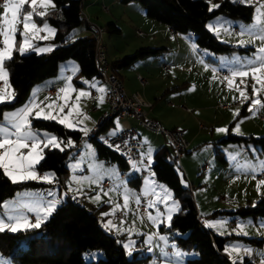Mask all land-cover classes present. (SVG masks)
<instances>
[{
	"label": "trees",
	"instance_id": "trees-1",
	"mask_svg": "<svg viewBox=\"0 0 264 264\" xmlns=\"http://www.w3.org/2000/svg\"><path fill=\"white\" fill-rule=\"evenodd\" d=\"M119 1L139 3L148 18L165 24L173 32L189 34L197 46L213 54L247 48L217 40L207 30L205 23L214 15L248 21L253 10L252 3L244 4L238 0H213V5H219V7L209 11L211 6L206 0ZM52 3L54 6L46 10L44 17L34 15L33 18L37 22L46 21L55 29L50 39L53 50L40 54L30 50L24 55L14 51L13 59L5 62L6 70L9 72V84L11 90L16 93V97L11 102L0 103V119L2 110L22 101L34 83L53 75L56 72L57 63L61 60H74L77 73L84 77L96 76L91 35L86 33L67 41L73 35V29L83 23L85 25L79 12L80 0H52ZM27 7L26 4L25 8ZM102 27L105 32L119 31L113 22H106ZM159 48L161 47H136L132 52L109 61L110 70L116 75L118 68L127 66L136 58L153 56ZM238 111L239 114L246 112L244 107ZM30 120L33 129L52 132L62 141L70 137L76 142L81 136L77 130L66 128L57 121H46L35 117H30ZM102 125L97 128L98 133ZM87 140L93 145L95 157L114 162L121 170L127 168V164L120 155L109 145L100 142L93 135L88 136ZM212 144L218 146L231 144L242 147L251 145L257 154H261L264 153V132L257 136L226 132L212 141ZM63 149V151L45 149V158L36 166L37 170L51 171L60 183L67 174L65 158L68 149ZM214 156L221 158L219 150L214 152ZM152 160L153 177L170 189L172 197L179 205V210L171 214V222L168 221L165 227L159 226V229L168 233L176 231L178 234L172 235L175 244L180 249L193 253L192 256L183 258V264H233L227 260L223 250L228 238L233 235L215 234L198 221L196 216L199 215L190 189L184 183L182 175H179L176 165L171 161V148L165 145L157 147L152 153ZM129 180L134 182L135 179ZM38 185L43 183L23 181L14 184L0 170V203L20 188H33ZM223 212L231 217L246 216L251 219L264 217V195H259L252 204H240L230 210L211 211L208 214L213 216ZM120 236L103 230L97 222L95 208L87 210L84 205H78L68 198L56 205L55 210L43 221L39 229L0 233V253L8 256L12 264H145L149 255H143L140 250H135L131 252V255L126 256L120 243ZM238 237L256 244L262 240L254 237ZM20 240L22 244L19 243ZM241 264L257 263L243 257Z\"/></svg>",
	"mask_w": 264,
	"mask_h": 264
},
{
	"label": "rangeland",
	"instance_id": "rangeland-1",
	"mask_svg": "<svg viewBox=\"0 0 264 264\" xmlns=\"http://www.w3.org/2000/svg\"><path fill=\"white\" fill-rule=\"evenodd\" d=\"M2 1L0 2V14L3 13ZM80 1L82 3L81 4L82 13L85 14L86 16L93 17L94 18L93 20L97 24H102L104 22L103 18L108 14V12H111L113 14L122 12L127 14L128 16H132L133 20L136 21V23H128L126 21H120L117 19L116 25L118 26L119 31L117 33L114 32L103 33L102 42L104 45L105 58H109L113 50L120 51L119 53H117L116 56H122L124 54H128L132 52V50H134L136 47L151 44L147 46H152V47L162 46V47L157 50L155 55L153 56L147 55L140 58H136L132 63H220V65L222 66H224L225 63L227 65L225 69L226 68L228 69L226 71V77H227V74L231 76V73L233 71H245V70H249L251 67H258L260 61L257 60L256 57L264 55L256 51L257 49L264 47V39L261 38L264 37V0H238L244 4H248V3L253 4L252 14L248 21H243L238 18H230L223 15H214L207 21L205 27L210 30L208 31L211 34L214 33L213 35L217 40L233 46L247 47L246 50H233L228 53H215V54H213L212 52L208 51L205 48L197 46L193 42L190 36L189 37L181 36L184 37V39H186V42L189 43L187 46L184 42H182V40L178 38L171 39L169 36L161 34L160 32L154 33L152 37L150 34L147 35L148 33L146 31V26L144 25L145 23L140 21V19L143 18H141V16L139 18L138 17L139 15L136 17V12L132 7L128 6V4H126L127 6H124L123 4H120L118 0H80ZM206 1L208 2L209 6L213 5V0H206ZM30 2L31 0H28V4H30ZM102 6L106 8V11H103L101 9ZM49 8L50 7H48L47 9ZM26 11H31V8L28 6L27 8H25V12ZM42 11H46V10L44 8H40L37 12H42ZM95 16L97 18H95ZM20 19L21 21L23 20L22 15ZM144 19L148 20V18L145 17ZM227 19L232 22L227 24L226 23V21H228ZM33 20L36 21L34 18ZM233 21H237L238 24L235 25L234 24L235 22ZM137 22L140 23L141 25H138ZM37 23H41V22H37ZM44 23L47 22L42 21V24ZM18 29L19 31L16 37L17 40L16 48H18L19 43L22 42V37L19 34L20 32H23L22 23L18 25ZM136 30H140L141 34L137 35L135 32ZM38 34L36 37H33L30 33L29 40L33 44L34 48H41V47L44 48L43 45L48 43V41L47 40H45V42L38 41L39 40ZM149 40H151L150 41L151 43H146ZM2 41H3V37L0 36V48H3ZM241 41L244 42V46H239ZM178 43L181 47L180 49H175ZM34 52L37 53L36 51ZM172 54H174L175 56L173 62L170 59ZM63 61L70 62L74 67H77L75 61L72 59H65ZM58 65L59 67H62V69L64 68L62 66L63 65L62 63H58ZM220 65L212 64L213 68H218L221 70L223 68L219 67ZM69 72L71 71L68 67V72L66 74H63V72L61 73L64 76H66L67 79H70L71 73ZM63 75L60 74L59 76L62 77ZM217 77L218 78L211 76V80L208 79V82L214 88L220 89L219 90L220 97L218 98V100H216V102L213 103L212 107L210 105L206 110L202 111V113L199 114L198 116L199 121L207 127L211 122V125H214L213 127L214 135L217 136L220 134L219 137L225 134V133L217 132V129L219 128H226L228 129L227 132L238 135H243V134L247 135V132L249 131H251L252 134H254L253 136L262 134L264 132V89H261V91L258 94V98L261 99L262 101V106L255 107V111L253 113L249 111V107L251 105V99L254 98L252 93V86L255 83V81L252 79L251 74L248 76V78H250L248 82H247L248 79L244 78L246 80V85H247L246 89H245V84L240 83L241 77L239 76L234 78L233 85L231 87L228 85L225 78H221V77L219 78L218 75ZM76 78H78L77 80H79L82 79V76L77 75ZM0 83H1L0 88H3L4 87L3 81H0ZM70 85L72 89H74V86L72 84ZM237 85H239L240 89H245L246 94L248 96L249 94H251L252 96V98L249 97L250 99L244 104L240 103V105L235 111L236 113L237 110H239L241 107L247 105L246 116H241L243 114L234 116L232 108H228L225 111L220 108L221 104H226V105L233 104L232 100H234L233 98L235 97L236 94L233 89L237 90L236 87ZM225 87H230V90L227 91L224 90ZM256 87L260 88L261 86L257 84ZM79 91L81 92V90ZM237 93L238 96H240V92L238 90ZM81 98L82 99L79 100L77 96H73L72 99H70L67 102L68 104L67 107L64 109V111L61 112L59 107V109L55 113V115H58V119L63 118L64 116H68V120L73 125V127H67V128H74V127L77 128L75 124L77 122L76 119L78 115H82L85 113L84 109L88 105V100L86 99V96ZM44 99L46 101V99L49 98L44 97ZM23 103L24 102L22 100L19 103L9 108H4L1 114V118L3 121L0 119V125L9 126L10 122L5 120L4 116L18 109H21L24 105ZM40 105L41 104H38L39 107L33 108L32 111L33 115L31 117H35V112L39 111L40 108H43L45 112L49 111L48 104L45 103V105L42 106ZM259 116H261V118ZM210 119L214 120V122L213 123L212 121L209 122ZM113 121L116 126L120 125V120H118L117 118L113 117ZM237 124H239V133L233 131V129L236 127ZM33 131L39 132L41 134L45 132H47L48 134H53L52 132L42 129H35ZM241 132H243V134ZM147 136L152 137L154 136V134L147 133ZM67 140L72 141V146L64 147L63 144L61 145L63 148L68 149L65 158L66 160L65 166L67 168V174L65 179L63 180V184L66 186L68 192H70L71 194H75L76 196L82 198L86 202V205L84 207L87 210H91L95 208V216L97 222L103 228V230L105 229L106 232H108L107 231L108 229L104 225L110 221L112 224L111 230L113 232H114L113 228L115 227H117L121 231L122 234H119L121 235L120 243L125 251L126 256H129V251L132 252L135 250H140L143 255L151 254V257H153L152 259L154 260V264H179L178 260L182 262L183 258L193 255L191 251L182 250L175 244L172 235H177L178 233L176 231H172L171 233H168L165 232L164 230L159 229V226L165 227L168 224V220H167V216L169 214L168 208L172 207L173 202H176L178 204V202L172 197L171 191L167 186H165L164 184H160V188L158 189V196L155 199L150 200V201H157L155 207L148 208L147 205L149 204L150 201H147V199H143L142 202L147 208L146 211L147 216L146 217L140 216L137 208L134 207V203L135 201H137V196H138L137 188H136L137 186L135 185L133 180H129L134 178L133 175L130 174L132 172L131 165L121 170L114 164V162L104 161L102 159L95 157L94 148L91 141L84 140L83 142L84 146H83L82 144L76 145L73 139L70 137H68ZM248 151L249 152L244 153L245 156L256 157L255 148H253L251 145L248 146ZM202 154H203L202 152L194 150L192 147L189 148L188 152L183 153V156L181 157L179 164L176 166L179 175L181 176L183 174L182 168L184 166V163H187L190 167L194 166L195 169L201 163H204L205 157H203ZM262 155L264 156V153L261 154L260 156ZM212 159L213 160L216 159L213 154H212ZM146 160H148V157ZM78 164L81 165L79 166ZM146 164L141 163V168L145 172V176L152 175L151 170L150 171L146 170ZM112 173H114V175H112ZM119 173H123L125 176H123L119 180L114 179L115 177H117V175H119ZM220 173H221V177H223L222 171ZM251 174L246 173V175L248 176L247 178L238 180L236 186L232 185L231 188L232 193L229 196L228 193L230 192H228L229 190L228 188H224V186L220 184L223 191L222 190L214 191L216 186H220V185L213 186L214 183H211L209 187L206 188L205 198L209 202H213V200L217 199L219 195L220 197L223 196L224 198H227L229 204L232 205V208L240 204H246V203L252 204L256 199L255 194L257 192L256 187L258 185V181L256 179L262 178V180H264V169L263 172L258 173L259 175L258 177H256V175H251ZM183 176L184 175H182V178H185V180L187 181V178ZM104 178L113 181V186L110 189H114V190L113 192L112 191L110 192V196H104L103 193L106 192V189H102L96 186L97 180ZM145 187L148 188L147 186ZM145 187L142 188V190L145 189L144 191L146 192L147 189ZM197 187L198 185L196 184L193 185L192 192L190 191L194 203H196L195 199H197L196 196L197 191H202L201 189L199 190ZM165 192L169 193L170 195L166 197ZM97 194L101 195V199L99 201L93 199ZM125 194H127L129 197L127 208L124 207L123 197ZM260 194L264 195V191L263 193ZM157 203L160 205L157 206ZM113 209L119 210L121 212V217L115 218L112 212ZM175 211L176 209H173L172 213H174ZM102 213H111V214L108 216H102ZM198 213L200 214V219L203 221L204 224H206L205 225L207 226L206 228H210L213 233L218 235H233L228 238V241L225 243L224 246V250L228 249V251L225 252L227 253V256L228 258H230L231 262L235 260L236 264H241L242 255L239 256V252H241V249L239 250V252H234L232 250L234 247L239 248L238 245L240 244L246 246L243 249V254L246 257L253 260L257 264H264V217L251 219L246 216L231 217L226 213L215 216H207L209 215L208 213L207 214L202 213L201 211H198ZM149 214H151L153 219H155V223H153V220H150L148 218ZM157 217L159 218L157 219ZM232 218L235 219V222L230 224L229 221ZM242 219H245L247 223L242 222ZM110 228L111 227H109V229ZM240 230H242L244 234L246 233L245 235H247L248 237L261 238L262 239L261 243L259 245H254L244 242L243 240H241V238H238L237 236L238 234L237 232L238 231L240 232ZM152 235H154V239L152 238L151 241H154L155 245L160 244V246H157L159 252L163 251L164 247L168 248L166 252L167 256H162L161 254L156 255V253L152 255V251H151L152 243L149 242V238H151ZM161 237H164V239H161ZM137 240H141L142 245H139L137 243ZM19 243L22 244V240H20ZM126 243L131 245L130 249H126L124 247ZM245 249L249 250L251 254L245 252ZM177 253H182V255H177ZM169 254L172 255L171 258L168 257ZM0 264H12V262L9 260L8 256L0 253Z\"/></svg>",
	"mask_w": 264,
	"mask_h": 264
},
{
	"label": "crops",
	"instance_id": "crops-1",
	"mask_svg": "<svg viewBox=\"0 0 264 264\" xmlns=\"http://www.w3.org/2000/svg\"><path fill=\"white\" fill-rule=\"evenodd\" d=\"M3 2L4 1H2V3ZM118 2L120 4H123L124 6H127L126 4H128V6L132 7L134 11L136 12V17L139 15L138 16L139 18L140 16L141 18H143V19H140V21L145 23L144 25L146 26V31L148 33L147 35L150 34L152 37L154 33L160 32L161 34L169 36L171 39L178 38L182 40V42H184L188 46L189 43L186 42V39H184V37H181V36L189 37L190 36L189 34L173 32L165 24L148 18L144 14L142 6L135 1L121 2L118 0ZM81 4L82 3L80 1L79 10L82 13ZM102 10L106 11V8L104 7V9ZM86 17L88 21L97 24L93 20L94 19L93 17L91 16H86ZM144 17L148 18V20L144 19ZM95 18L97 17L95 16ZM103 19H104L103 20L104 22L102 24H97V25L102 26L106 22H113L116 25L117 19L120 21H126L128 23H136V21L133 20L132 16H128L127 14L122 13V12L117 13V14L108 12V14ZM230 22L232 21H229V20L226 21L227 24H229ZM233 22H235L234 23L235 25L238 24L237 21H233ZM137 24L141 25L138 22ZM49 26L53 28L51 25ZM37 27L42 28L43 27L42 22L37 23ZM72 33L73 35L67 41H70L72 38L76 36H82L86 34L87 31H86L84 23L76 27L75 29H73ZM38 36L48 37V39H46L48 43L43 45L44 48L53 46V44L50 42V39L53 37L52 33H49L47 31H40ZM190 37L192 38V36ZM38 41L45 42V39H39ZM150 41L151 40H149L146 43H151ZM147 45H151V44H147ZM189 46H192V45H189ZM180 47L181 46L178 43L175 49H180ZM119 52L120 51L118 50L117 51L113 50L111 52V56L109 58H106L107 61L109 62L111 60H114L120 57V56H116L117 53ZM170 59L172 60V62L174 61L175 59L174 54H172ZM132 62L128 64L127 66L118 68L115 72L117 77L120 79L124 90L126 91L136 90L140 93V95L146 101L150 103V105L146 108L147 116L157 120L163 127L178 129L182 132L183 136L187 140V148L183 153L188 152L189 148L192 147L194 150L202 152L203 153L202 156L205 157L204 161H206L207 164L203 170L200 169V166L202 163L198 167H196V169L194 168V166L190 167L187 163H184V166L182 168L183 170L182 175H184L187 178L188 182L185 180V178H183V181L186 185L187 184L190 185V191L192 192L193 185L195 184L198 185L197 188L199 190L200 189L202 190V191H197L196 193V196H197V199H195L196 203H194L193 201L196 212L199 215V219H200V214L198 213V211H201L202 213L207 214L211 211L232 209V205L229 204V201L227 200V198H224L223 196L220 197V195L217 199L213 200V202H209L205 198L206 188H208L211 183H214L213 186L222 184L224 188L229 189V190L227 189L228 192H230L228 193V196L231 195L232 185L236 186L237 185L236 183L238 180L247 178L248 176L246 175V173H250V174L252 173L251 175H258V173L263 172L264 156L263 155L260 156L263 153L261 154L256 153V157L245 156L244 153L249 152L248 147H242L239 145H231V144L224 145V146H221V145L218 146V145L212 144V141L221 137V136L219 137L220 134L217 136L214 135V132H213L214 125H211V122H210L212 121L213 123L214 120L212 119L209 120L210 123L208 127L203 125L199 121V118H198L199 114H201L202 111L206 110L210 105L212 107L213 103L216 102V100H218V98L220 97L219 95L220 89L214 88L208 82V79L211 80V76L218 78L217 77L218 74L215 72V70L218 68H213L212 64L220 65V63H132ZM58 63H62L63 64L62 66L64 68L62 69V67H59ZM58 63H57L56 72L54 73L56 75L53 74L54 76L51 75V77L43 78L42 80H39L38 82L34 83L29 88L27 94L25 95L23 99V102H24L23 104L24 105L29 104V106H31L30 102L34 101L35 104L37 105L41 104L40 106H42V105H45L46 103L48 104V106L49 105L52 106L51 108L48 107V110L52 111V113L55 115L56 111L61 106H63V111H64V109L67 107V104H68L67 102L70 99H72L73 96H77V98L79 97V100L82 99L81 97L86 96V99L88 100V105L84 109L85 113L82 115H78L76 119L77 122L75 124L77 128L75 127L69 128V129L77 130L79 134L81 135V137L74 143L76 145L82 144L84 146L83 142L84 140H87V139L82 138V136L84 135V131L82 129L86 128L89 131L92 128L95 119L99 116L101 111L104 108H106V104L103 100V93L99 91L100 88H103V84L98 79L97 76L84 77L81 75L82 79L77 80L79 77L76 78V76L80 75L77 73V67H74L70 62L63 61V60L59 61ZM164 64L166 65L165 69L162 68ZM68 67L71 71L69 72L71 73L70 79H67L66 76L63 75L68 72ZM219 67H222L223 69H221V71L225 72V75L223 76L218 75L219 78L220 77L225 78L226 71L228 70L227 68L225 69L227 65L224 63V66L220 65ZM61 72H63V74ZM58 74L59 75L61 74L63 76L60 77ZM136 74H140L142 76L144 80L142 83H140L137 80ZM93 77H95L96 79ZM227 77L231 78L229 74H227ZM246 79H248L247 80L248 82L250 78L246 77ZM52 84L57 85L56 93L51 96H45V94L43 93V89ZM70 84L74 86V89H72ZM61 89H64V91H61ZM79 90L86 92L87 95L80 96ZM224 90L226 91L230 90V87H225ZM233 90L236 93L235 94L236 99L232 100L233 104L231 105L221 104L220 108L224 111L227 110L228 108H232L233 113H235L236 109L241 103V97L238 96L236 89H233ZM42 96L47 97L49 99H46L45 101L44 97ZM249 97L252 98L251 94H249ZM51 98H54V99H51ZM244 109H246V112L241 116H246L247 105L244 106ZM32 115H33V112H32ZM117 119L120 120L119 126H116L113 121V118H110L106 123H104V125H102L100 132L114 133L124 127H132L136 131L139 137L140 143H141V147L139 149L140 161L137 164H135L137 167L134 168L133 165L131 166L132 172L130 174L133 175L134 177L133 179H135L134 180L135 185L137 186L136 187L137 195H138L137 200L139 201H143V199H147V201L153 200L158 196V189L160 188V184H163V183L155 179L153 175L145 176V172L142 175H140L139 171L140 169H142L141 163L146 164L147 163L146 159L148 157L149 152L151 153V158H152V153L157 147L161 145H165L167 147L169 146L166 140L164 139V137L160 133H151V134H154V136L152 137L147 136V133H150V132L142 128L134 117L125 116V117L117 118ZM241 133L243 134V132ZM247 134L254 135L252 134L251 131L247 132ZM63 141L66 142L67 139ZM217 150H219L221 158L218 159L215 157L216 159L213 160L212 154L214 155V152ZM142 151H143V154H142ZM182 156L183 154L180 156L179 161L181 160ZM257 156H260V157H257ZM78 165L80 166L81 164H78ZM221 171L223 173V177H221V173H220ZM46 172L48 171L37 170L38 175H43ZM49 172L52 173L51 171ZM112 175H114V173H112ZM123 176H125L123 173H119V175H117V177H115L114 179L119 180ZM99 180H102V179H98L97 181ZM256 180L259 182L260 180H262V178L256 179ZM38 182L43 183V185H38L33 188H30V187L20 188L16 190L12 196L3 199L0 203L1 218H3L6 214H13V215L22 214L24 216H27L29 221L35 222L36 213L29 212L28 209L26 207H22V205H32L34 207L39 205L43 207V206H46L49 201L56 200L58 201L57 204H60L65 199H68L70 196H76L75 194H71L70 192H68L63 182L60 183L56 179H54L52 183H47L43 181H38ZM112 186H113V181L110 186H108L107 188H104L106 189V192L108 193L107 196H110L111 191L113 192L114 189H110L112 188ZM145 186H147L148 188H146ZM144 187L147 189L146 192L144 191L145 189L142 190V188ZM256 188H257V192L255 195L257 198L259 195H262L260 193H263L264 185H259V187L257 185ZM216 190L223 191V189L221 188V185L216 186L214 191ZM49 193H52V195H49ZM78 198L82 201L83 205L85 206L86 202L82 198L80 197ZM118 199H119V196H118ZM5 202L10 203L11 209H5L3 207V204ZM136 203L137 201H135L134 207H136L135 206ZM159 205L160 204L157 203V206ZM223 213L216 214V215H222ZM41 215L43 214L41 213ZM113 215H114V212H113ZM146 216H147V213L144 217ZM207 216H211V215H207ZM200 222L204 227H207L205 226L206 224H204L201 219H200ZM242 222L247 223L245 219H242ZM107 229H108L107 231L111 234H115V235L122 234L121 231L117 227L113 228L114 232L111 230L112 227L110 229L109 228ZM208 229L212 232L210 228ZM237 233H238L237 236H244V237L247 236L244 234V232H242V230H240V232L238 231ZM254 238H257V237H254ZM151 239L152 237L149 239V242L152 243V246H151L152 255L156 253V255L161 254L162 256H167L166 252L168 248L164 247L163 251L159 252V250L157 249V246H160V244L155 245V242L151 241ZM261 241L257 244L253 242H247V241H244V242L254 244V245H259ZM137 243L139 245H142L141 240H137ZM238 246H239L238 249L239 250L241 249V252H239V256L242 255V258L246 257L243 254V249L246 246L240 245V244ZM225 254H226L227 260L231 262L226 252ZM148 255L149 257L147 261L145 262V264H154V260L152 259L153 257H151V254H148ZM169 255L168 257L171 258L172 255L170 256ZM178 262L179 264H183L182 263L183 261L180 262L178 260Z\"/></svg>",
	"mask_w": 264,
	"mask_h": 264
},
{
	"label": "snow or ice",
	"instance_id": "snow-or-ice-1",
	"mask_svg": "<svg viewBox=\"0 0 264 264\" xmlns=\"http://www.w3.org/2000/svg\"><path fill=\"white\" fill-rule=\"evenodd\" d=\"M26 4H28V0H4L3 2V13L0 14V36L3 37V48H0V81H3L4 87L0 88V103L11 102L16 97V93L11 90V86L9 84V72L5 67V62L13 59L14 51H18L20 55H24L30 50H34L38 54L53 50L51 47L34 48L33 44L29 40L30 33L33 37H36L40 31H47L54 34L55 29L51 28L48 23H44L42 28H38L37 23L33 20L34 15H37L39 17H44L46 15V11L37 12L36 9L39 7L47 10L48 7L54 6L52 0H31L30 4H28V6L31 8V11L25 12ZM218 7L219 5H211L209 11H212L213 9ZM21 15L23 16L22 21L20 19ZM21 23L23 24V32H20L19 34L22 37V42H20L19 47L16 48V37L19 31L18 25ZM38 38L45 40L48 39L47 36ZM261 38L264 39V37ZM239 46H244V42L241 41ZM256 51L260 54H264V47H261ZM256 59L260 61L258 67H251L249 70L245 71H233L231 73L232 78L225 77L230 87L233 85L235 77H241L240 83L245 84L246 89L247 85L244 78L248 77L251 74L252 79L255 81V83L252 86V93L254 98L251 99L249 111L253 113L255 111V107L262 106V101L258 98V94L261 89H264V55L257 56ZM257 84H259L261 87L257 88ZM236 87L240 92L241 104H244L250 98L246 94L245 89H240L239 85H237ZM61 91H64V89H61ZM99 91L103 93L105 92V89L100 88ZM85 95H87L86 92H80V96ZM233 99L235 100L236 98L234 97ZM30 104L31 106H29V104H26L21 109H18L4 116V119L8 120L10 124L9 126L0 125V170H2L3 174L7 176L9 180L14 184L23 181H43L52 183L55 179L54 174L46 172L43 175H38L36 166L40 164V162L45 158V149H59L63 151L64 149L61 145L63 144L64 147H71L72 141L67 140V142L65 143L55 134H48L47 132L41 134L39 132L33 131L30 116L32 115L33 108L39 106L35 104L34 101L30 102ZM48 107L51 108L52 106L49 105ZM60 111H63V106L60 107ZM238 115L239 111L237 110V112L234 113V116ZM35 118L43 119L46 121H57L65 127H73V125L68 120V116H64L63 118L58 119V115H54L52 111L45 112L43 108H40L39 111L35 112ZM82 130L84 131L85 135L88 134V129L85 128ZM227 131L228 129L226 128L217 129V132L221 133H226ZM233 131L239 133V124L236 125ZM152 163L153 160L151 158V153L149 152L146 170H151ZM133 167L135 168L136 165L134 164ZM259 185H264V180H260L258 182V187ZM49 195H52V193H49ZM103 195L107 196L108 193L104 192ZM168 195L170 194L165 192V196L167 197ZM93 199L99 201L101 199V195L97 194ZM123 199L124 207L127 208L129 201L128 195L125 194ZM156 202L157 201H150L147 207H155ZM57 203L58 201L52 200L43 207L39 205L35 207L32 205H22V207H26L29 212L36 213L35 222L29 221L28 217L22 214H6L3 218H0V233H3L5 231L17 233L20 231L39 229L43 221L46 220L48 216L55 210ZM137 203H139V200H137ZM3 207L5 209H11V205L9 202H5L3 204ZM173 209L179 210V205L176 202H173L172 207L168 208L169 214L167 216V220L169 221V223L172 220L171 213ZM112 212H115V209H113ZM41 213L43 215H41ZM110 214L111 213H102V216H108ZM148 218L150 220H153V223H155V219H153L151 214H149ZM158 218L159 217H157V219ZM104 226L106 228H109L112 227V224L109 221ZM161 239H164V237H161ZM124 247L126 249H130L131 245L126 243ZM232 250L234 252H239V249L235 247ZM225 251H228V249H225ZM245 252L251 254L247 249H245ZM129 255H131L130 251ZM177 255H182V253H177ZM233 264H236L235 260L233 261Z\"/></svg>",
	"mask_w": 264,
	"mask_h": 264
},
{
	"label": "built area",
	"instance_id": "built-area-1",
	"mask_svg": "<svg viewBox=\"0 0 264 264\" xmlns=\"http://www.w3.org/2000/svg\"><path fill=\"white\" fill-rule=\"evenodd\" d=\"M101 8L104 9L103 6ZM38 10L39 8L36 9V11ZM80 15L85 21L87 33L91 35L93 40V64L95 66L96 76L102 82L103 88L105 89V92H103V100L106 104V108L101 111L92 128L88 131V134L83 135L82 138L87 139L88 136L93 135L100 142L109 146L112 145L110 147L120 155L127 165L132 166L137 164L140 161L139 149L141 143L136 131L132 127H124L114 133L97 132V128L107 122L110 118L131 116L134 117L138 124L146 131L150 133H160L164 137L171 148V161L177 166L179 164L180 156L187 148V140L182 132L178 129L163 127L157 120L147 116L146 108L150 103L146 101L138 91L124 90L120 79L110 70L109 62L105 58L104 45L102 42L104 28L88 21L83 13L80 12ZM135 32L137 35L141 34L139 30H136ZM162 68L165 69L166 65L164 64ZM215 72L220 76L224 75V72L219 69H216ZM136 78L140 83L144 81L140 74H136ZM56 91V84L49 85L43 89L45 96H51L55 94ZM259 117L261 118V116ZM206 164V161L202 163L200 169L203 170ZM143 173L144 171L140 169L139 174L142 175ZM258 176L259 175H256V177ZM111 184L112 181L102 179L97 181L96 186L104 189ZM187 186L190 189V185L187 184ZM69 199L78 205H83L82 201L76 196H70ZM135 206L140 216L146 215L147 208L142 201L136 203ZM120 215L121 213L119 210L114 212L116 218H119ZM196 217L200 222L199 216ZM234 220L235 219H231L229 223L232 224ZM152 238H154V235H152Z\"/></svg>",
	"mask_w": 264,
	"mask_h": 264
}]
</instances>
